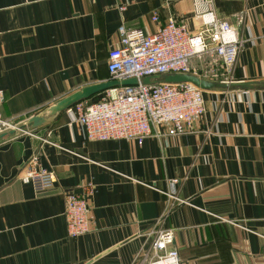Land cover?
Returning <instances> with one entry per match:
<instances>
[{
	"label": "crops",
	"instance_id": "1",
	"mask_svg": "<svg viewBox=\"0 0 264 264\" xmlns=\"http://www.w3.org/2000/svg\"><path fill=\"white\" fill-rule=\"evenodd\" d=\"M210 10L245 42L231 75L209 79L264 81V0H0V113L46 118L0 133V264H144L160 227L179 264H264V87L203 88L191 130L142 143L86 139L69 109L45 112L112 79L119 24L150 32L173 15L196 32ZM33 154L54 172L43 191L19 179ZM88 186L90 230L67 236L65 191Z\"/></svg>",
	"mask_w": 264,
	"mask_h": 264
},
{
	"label": "built area",
	"instance_id": "2",
	"mask_svg": "<svg viewBox=\"0 0 264 264\" xmlns=\"http://www.w3.org/2000/svg\"><path fill=\"white\" fill-rule=\"evenodd\" d=\"M212 1L193 0L196 7L198 4H211ZM199 13L202 27L196 32L190 30L185 20H178L173 15H168L163 25L150 32L139 26L119 24V44L107 52L108 74L112 79L137 77L138 81L104 88L98 98L84 99L68 108L86 139L125 138L142 143L145 136L152 133L180 134L193 128L196 118L206 108L202 87L186 80L144 83L141 77L184 71H201V75L208 79L231 75L232 64L245 39L231 24L216 17L212 10ZM152 18L156 19L157 15L153 14ZM194 58L200 60L199 71L192 65ZM9 129L30 131L21 128V122L14 117H4L0 113V133ZM19 179L30 183L35 191H43L52 184L55 176L51 170L39 166L38 156L33 154L21 168ZM93 189L88 186L84 192L65 191L67 236L76 237L90 230L92 220L86 195ZM150 232L154 233L151 254H145L144 264H179L171 229L160 227Z\"/></svg>",
	"mask_w": 264,
	"mask_h": 264
},
{
	"label": "water",
	"instance_id": "3",
	"mask_svg": "<svg viewBox=\"0 0 264 264\" xmlns=\"http://www.w3.org/2000/svg\"><path fill=\"white\" fill-rule=\"evenodd\" d=\"M192 81L199 87L204 89L213 88V87H232V86H241L245 88L262 86L264 87V81H239V80H211L201 75V71L194 72H168L162 76L152 74L141 77V81L144 83H150L155 81H173V82H182V81ZM138 81L137 77H127L122 78L120 80L117 79H109L100 82L88 83V85H84L80 88H77L59 99L56 100L55 103L48 105L45 109V112L52 115L57 111L68 109L72 106V104L88 99V97L101 92L104 88L116 86L120 84H134ZM45 115L43 113L40 114H32L30 115L25 124L21 125V128H25L26 124H31L33 126L39 125L42 121H44Z\"/></svg>",
	"mask_w": 264,
	"mask_h": 264
},
{
	"label": "rangeland",
	"instance_id": "4",
	"mask_svg": "<svg viewBox=\"0 0 264 264\" xmlns=\"http://www.w3.org/2000/svg\"><path fill=\"white\" fill-rule=\"evenodd\" d=\"M194 63H197V64H195L197 67H200V64H199V62H196V61H194ZM202 66V65H201ZM22 125V124H21ZM24 129H27L26 127L24 128ZM16 130H18V129H16Z\"/></svg>",
	"mask_w": 264,
	"mask_h": 264
},
{
	"label": "trees",
	"instance_id": "5",
	"mask_svg": "<svg viewBox=\"0 0 264 264\" xmlns=\"http://www.w3.org/2000/svg\"><path fill=\"white\" fill-rule=\"evenodd\" d=\"M86 100L88 101V100H92V99H90V98L88 97V99H86Z\"/></svg>",
	"mask_w": 264,
	"mask_h": 264
}]
</instances>
